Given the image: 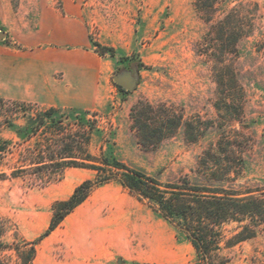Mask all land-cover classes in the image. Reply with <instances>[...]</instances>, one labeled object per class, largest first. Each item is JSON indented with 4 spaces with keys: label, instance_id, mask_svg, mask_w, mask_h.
<instances>
[{
    "label": "rangeland",
    "instance_id": "rangeland-1",
    "mask_svg": "<svg viewBox=\"0 0 264 264\" xmlns=\"http://www.w3.org/2000/svg\"><path fill=\"white\" fill-rule=\"evenodd\" d=\"M9 2L17 19H27L31 27L41 10L77 12L83 19L88 47L98 53L101 63L97 102L80 112L96 124L88 146L92 154L116 157L162 182L187 175L194 182L235 189L264 187V0H222L211 21L204 20L207 13L197 10L198 0ZM231 8L255 15L252 33L239 40V56L234 60L245 101L240 108L235 97H229L236 103L228 110L217 92L210 50L207 54L201 50L210 24ZM20 34L1 28L0 42L11 44ZM95 42L113 47L114 52L100 54ZM122 70L135 71L137 76L132 90L122 88L127 92H121L113 78ZM148 105L157 113L170 109L180 120L157 145H143L133 127L132 110ZM27 109L34 113L43 108L31 105ZM21 113L19 105L0 99V137L13 143L12 153L0 162V174L5 173L0 176V216L10 219L20 236L34 240L48 226L53 202L67 198L94 171L68 166L46 172L28 169L13 176L20 149L27 143L18 144L5 120L22 124ZM47 134L34 135L28 143ZM207 150V163L202 166L199 161ZM213 155L220 156V170ZM242 161L238 176L224 173ZM46 174L51 175L49 180ZM237 225L222 226L225 239ZM219 256L221 264H264V231L224 246ZM194 259V248L183 233L146 199L110 181L93 189L49 235L37 241L33 264H190Z\"/></svg>",
    "mask_w": 264,
    "mask_h": 264
},
{
    "label": "trees",
    "instance_id": "trees-1",
    "mask_svg": "<svg viewBox=\"0 0 264 264\" xmlns=\"http://www.w3.org/2000/svg\"><path fill=\"white\" fill-rule=\"evenodd\" d=\"M220 1L198 0L197 10L207 13L204 20H213ZM253 15L248 10L231 8L210 24L202 39L201 51L207 54L210 50L217 92L222 95L228 110L231 104L236 103L228 101L229 97H235L240 108H243L245 101L244 87L238 78L234 60L239 56V40L252 33ZM94 45L100 54L114 52L110 46L97 42ZM118 89L127 92L119 85ZM10 103L20 106L24 120L18 124L8 118L5 125L18 137V144L27 143L20 149L17 160L19 164L12 171L13 176L28 169L46 172L48 168L63 170L68 166L91 169L94 174L76 185L66 199L53 202L48 226L37 239L23 238L10 219L0 216V264H33L37 241L49 235L73 209L86 200L93 189L110 181L146 199L157 213L184 234L195 251V259L190 264H221V248L250 239L264 231V187L245 186L235 189L194 182L187 175L175 181L162 182L156 176L129 166L116 157L104 153L92 154L88 146L97 128L94 121L85 117L83 112L71 116L47 108L32 113L27 109L32 105L30 103ZM131 116L133 127L143 145H157L165 135L174 131L180 121L170 109L157 113L151 105L134 108ZM68 126H75L76 129L72 130ZM187 126L190 132L193 131L191 124ZM46 133L49 136L28 143L34 135ZM221 142L220 139L217 145L220 146ZM227 143L232 145L230 141ZM12 147L10 140L0 137V162L12 153ZM229 152L234 157V148ZM209 153L207 150L201 156L200 165H206ZM211 157L220 170V156ZM242 167L243 161L233 167L228 166L224 173L233 172L234 176H238ZM44 175L41 174L42 178ZM0 176H5V173ZM50 177V174L47 175L48 180ZM228 222H236L238 225L235 232L225 239L222 226Z\"/></svg>",
    "mask_w": 264,
    "mask_h": 264
},
{
    "label": "crops",
    "instance_id": "crops-1",
    "mask_svg": "<svg viewBox=\"0 0 264 264\" xmlns=\"http://www.w3.org/2000/svg\"><path fill=\"white\" fill-rule=\"evenodd\" d=\"M13 10L9 0H0V29L21 31L11 44L0 42V99L70 114L94 105L101 63L78 13L41 10L31 27Z\"/></svg>",
    "mask_w": 264,
    "mask_h": 264
},
{
    "label": "water",
    "instance_id": "water-1",
    "mask_svg": "<svg viewBox=\"0 0 264 264\" xmlns=\"http://www.w3.org/2000/svg\"><path fill=\"white\" fill-rule=\"evenodd\" d=\"M136 72L133 73L129 70H122L118 72L113 78L116 84L125 90H132L136 82Z\"/></svg>",
    "mask_w": 264,
    "mask_h": 264
}]
</instances>
